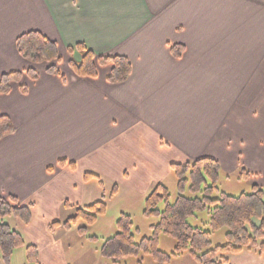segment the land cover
I'll use <instances>...</instances> for the list:
<instances>
[{"label":"crops","instance_id":"crops-1","mask_svg":"<svg viewBox=\"0 0 264 264\" xmlns=\"http://www.w3.org/2000/svg\"><path fill=\"white\" fill-rule=\"evenodd\" d=\"M28 31L56 43L57 73L17 51ZM78 43L126 57L130 74L110 82L106 64L76 75ZM10 72L21 75L0 93L14 127L0 139V196L30 204L28 223L7 222L38 264L60 262L68 229L49 224L92 203L87 172L144 199L173 179L172 163L210 156L221 176L264 186V0H0V77ZM14 256L36 264L24 247Z\"/></svg>","mask_w":264,"mask_h":264},{"label":"trees","instance_id":"trees-1","mask_svg":"<svg viewBox=\"0 0 264 264\" xmlns=\"http://www.w3.org/2000/svg\"><path fill=\"white\" fill-rule=\"evenodd\" d=\"M16 48L21 56L31 63H48L47 71L57 73L54 65L60 57L57 45L38 31H28L16 39ZM179 46H174L176 51ZM74 51L80 54L78 61L69 59L68 63L76 75L94 78L98 65H111L107 77L110 82H122L131 72L129 60L120 55H97L83 43L68 48L71 55ZM26 73L35 78L36 72L29 68ZM20 72L5 73L0 77V93L9 90V83L18 79ZM11 120L0 115V139L13 131ZM170 168L176 178L177 193L174 199L168 188L156 184L144 198L142 214L154 217L157 221L151 225L150 237L135 241L133 222L128 214H120L116 220V232L105 239L101 253L112 263L119 264L123 259L137 255L139 252L150 254L157 262L168 258V254L157 249L160 235L171 236L175 240L174 254L188 251L196 264H229L228 254L240 253L243 250H257L264 255V188L253 184L249 192L232 195L220 189L221 177L219 161L210 156H202L184 163H172ZM239 180H247L248 170L240 169ZM97 174L87 172L85 180ZM188 189L189 195L185 193ZM68 206V204H65ZM71 206V205H69ZM104 200L92 202L86 206H74V213L64 222L49 224V230L62 225L67 229L77 227L79 233H85L99 217L106 213ZM206 210L208 220L192 224L190 218L197 220L198 213ZM8 217L18 218L28 223L31 217L30 204L20 205L14 196H0V263L10 264L15 249L24 247L26 260L38 264V252L34 244H26L20 232L7 222ZM226 228L224 244L211 246L212 233Z\"/></svg>","mask_w":264,"mask_h":264},{"label":"rangeland","instance_id":"rangeland-1","mask_svg":"<svg viewBox=\"0 0 264 264\" xmlns=\"http://www.w3.org/2000/svg\"><path fill=\"white\" fill-rule=\"evenodd\" d=\"M73 57V56H72ZM118 184L116 193L111 194L114 185ZM218 184L222 191L232 195H238L241 192H249L251 183L241 182L235 178V173H231L229 177L223 175L220 177ZM164 185L168 188L171 198L174 199L177 193L176 178L167 179ZM117 186V185H116ZM264 188V186H262ZM90 192L89 200L91 203L95 200H104L107 208L106 213L98 218L93 225L89 226L85 233H79L77 227L82 223L71 227L65 231V235L61 239V252L59 264H114L101 253V246L105 239L111 237L116 232V220L120 214H128L133 222V233L135 241H139L142 237H150L151 225L157 219L154 217H145L142 214L144 199L136 195H132L128 189L118 183L115 178L101 176V183L95 178L89 184ZM185 193L189 195L188 189ZM208 216L206 210L198 213L197 220L190 218L192 224L206 222ZM226 228H222L211 234V246L224 244ZM175 240L168 235H160L157 241V249L168 254V258L162 262H157L150 254L139 252L137 255L123 259L119 264H196L191 258L188 251L181 253H173ZM62 253V254H60ZM12 257V256H11ZM229 264H264V255L258 254L257 250H243L240 253L228 254ZM20 257L14 256L10 259V264H24ZM2 264V263H0Z\"/></svg>","mask_w":264,"mask_h":264}]
</instances>
